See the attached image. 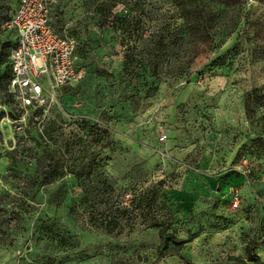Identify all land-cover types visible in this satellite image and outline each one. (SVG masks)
<instances>
[{
    "label": "rangeland",
    "instance_id": "374dc122",
    "mask_svg": "<svg viewBox=\"0 0 264 264\" xmlns=\"http://www.w3.org/2000/svg\"><path fill=\"white\" fill-rule=\"evenodd\" d=\"M206 1L218 23L196 44L173 0H51V28L77 38V76L27 107L0 98L22 112L0 122V264H184L155 263V224L170 215L190 262L245 260L264 233V103L244 112L248 91L264 93L252 35L264 2ZM15 9L0 0V22ZM51 156L63 174L28 194ZM255 255L264 264V242Z\"/></svg>",
    "mask_w": 264,
    "mask_h": 264
},
{
    "label": "built area",
    "instance_id": "2783aa9c",
    "mask_svg": "<svg viewBox=\"0 0 264 264\" xmlns=\"http://www.w3.org/2000/svg\"><path fill=\"white\" fill-rule=\"evenodd\" d=\"M16 2L12 17L0 22V32L11 31L16 36L10 53L9 87L20 104L27 107L41 101L45 93L54 96L76 78L77 42L66 30L57 33L51 28V0ZM164 139L163 136L160 140Z\"/></svg>",
    "mask_w": 264,
    "mask_h": 264
},
{
    "label": "trees",
    "instance_id": "16d2710c",
    "mask_svg": "<svg viewBox=\"0 0 264 264\" xmlns=\"http://www.w3.org/2000/svg\"><path fill=\"white\" fill-rule=\"evenodd\" d=\"M173 1L179 11L180 17L184 24L189 40L196 44L209 43L213 38V34L215 32L218 23L216 12L210 6V4H208L206 0H173ZM214 1L226 7H234V6L236 7L242 4L243 2V0H214ZM260 1L264 2V0H260ZM16 6H17V2H16ZM98 11L100 13L108 12L106 5H101L100 7H98ZM12 15L7 20H9L12 17ZM10 32L11 31L0 32V34L10 33ZM61 32H57V33H61ZM69 34L73 36L75 40L77 39L71 33ZM252 35L254 40L264 48V14L259 16L258 19L255 21L252 30ZM14 45H15L14 40L12 42L0 44V98L2 97L5 100L3 101L5 106H8L9 103H11L15 97L14 94L10 91V87H9L10 80L12 78L10 53ZM77 47H78V42L75 49V53ZM262 55H263L262 60L264 61V51L262 52ZM1 94L4 96H1ZM263 103H264V93L260 92L256 88L251 89L246 93L244 99L245 115L248 118L253 119L255 116V107ZM21 113L18 112L14 114L12 112H6L4 109L0 108V122L6 117L9 118L11 121H17L19 120ZM0 141H1V136H0ZM15 153H17L16 150H13L11 152V154L13 155ZM49 159L50 162L48 163L46 168L41 167L40 169H38V172H35V175L29 177L30 183L28 186L29 189L28 194L33 189H35V187H38L40 185L38 176H40L42 173L44 174V178L48 180L58 179L63 174L64 169L59 167L60 165L58 164V160H56L52 156L49 157ZM10 163H11L10 165L13 166L16 165L13 162V158L11 159ZM41 170L43 172H39ZM23 211L26 210L22 208L18 210V212L15 213L14 215L17 216V218H20L21 215L24 214ZM171 223H172L171 215L169 216V218H165L164 216L162 217V220L156 221L155 226L159 228L158 237L160 243L156 249L157 258L155 263L159 260L164 259L167 256L178 255L184 264H194L189 260H187L181 254L183 242L176 241L173 232H171L170 234H166L168 229L171 228ZM99 225L106 233H113L116 229H118L120 223L118 220H115L114 218L104 217L103 219L100 220ZM261 242H264V233L260 236V238L256 240H251L246 244L245 247L246 258L245 260L237 259V264H249V263L260 264L258 257L255 255V250L258 244Z\"/></svg>",
    "mask_w": 264,
    "mask_h": 264
}]
</instances>
